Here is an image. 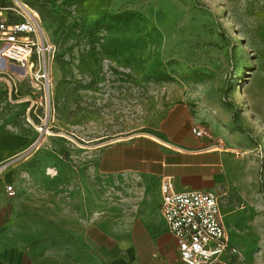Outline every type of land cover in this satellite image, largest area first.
<instances>
[{"label": "rangeland", "instance_id": "374dc122", "mask_svg": "<svg viewBox=\"0 0 264 264\" xmlns=\"http://www.w3.org/2000/svg\"><path fill=\"white\" fill-rule=\"evenodd\" d=\"M14 1L37 14L54 54L49 103L13 65L0 69V132L30 137L17 153L26 172L5 185L14 192L4 189L12 203L0 224L13 220L16 240L26 236L28 252L48 258L65 250L66 224L73 225L82 258L79 230L129 179L101 170L104 150L158 139L184 100L208 130L200 148L222 146L234 158L222 205L238 258L264 264V0L0 4ZM98 193L108 197L101 205Z\"/></svg>", "mask_w": 264, "mask_h": 264}, {"label": "crops", "instance_id": "0c3cea01", "mask_svg": "<svg viewBox=\"0 0 264 264\" xmlns=\"http://www.w3.org/2000/svg\"><path fill=\"white\" fill-rule=\"evenodd\" d=\"M203 120L182 100L163 120L158 139L115 142L104 150L101 170L129 179L115 193V201L107 202L114 207L104 202L105 207L95 209L79 230L86 248L80 254L82 258H76L73 225L66 224L65 250H57L53 258L36 257L28 252L26 236L16 240V224L7 219L0 224V264H26L27 258L29 264H187L179 257L177 241L167 230L161 211V177H171L180 192L210 190L227 195L234 158L222 152V146L200 148L203 140L192 130L202 127ZM29 142L27 135L0 132V214L4 215L12 203L4 192L5 185L18 183V177L27 170V160H17V153ZM94 195L99 205V200L108 199L105 194ZM240 259L227 253L212 264H256L252 258Z\"/></svg>", "mask_w": 264, "mask_h": 264}, {"label": "built area", "instance_id": "2783aa9c", "mask_svg": "<svg viewBox=\"0 0 264 264\" xmlns=\"http://www.w3.org/2000/svg\"><path fill=\"white\" fill-rule=\"evenodd\" d=\"M54 47L49 44L39 18L26 5L16 1L0 5V57L28 79L33 94L49 103L50 61ZM32 102H37L33 96ZM42 103V102H41ZM39 127V131H42ZM197 138L209 136L208 130L196 126ZM9 195L13 185L6 186ZM161 211L167 230L177 241L179 257L187 264H212L224 254L239 257V250L230 242L224 220L223 197L210 190L177 191L171 177H161Z\"/></svg>", "mask_w": 264, "mask_h": 264}, {"label": "water", "instance_id": "95a60500", "mask_svg": "<svg viewBox=\"0 0 264 264\" xmlns=\"http://www.w3.org/2000/svg\"><path fill=\"white\" fill-rule=\"evenodd\" d=\"M0 58L2 59V61L0 63V69H5L7 67V65H8V62L4 58H2V57H0Z\"/></svg>", "mask_w": 264, "mask_h": 264}, {"label": "bare ground", "instance_id": "6f19581e", "mask_svg": "<svg viewBox=\"0 0 264 264\" xmlns=\"http://www.w3.org/2000/svg\"><path fill=\"white\" fill-rule=\"evenodd\" d=\"M43 30V29H42ZM44 32V31H43ZM45 34V33H44ZM0 60L2 61V59L0 58ZM9 66L7 65V67L5 69H7Z\"/></svg>", "mask_w": 264, "mask_h": 264}, {"label": "trees", "instance_id": "16d2710c", "mask_svg": "<svg viewBox=\"0 0 264 264\" xmlns=\"http://www.w3.org/2000/svg\"><path fill=\"white\" fill-rule=\"evenodd\" d=\"M0 5H3V4H0Z\"/></svg>", "mask_w": 264, "mask_h": 264}]
</instances>
